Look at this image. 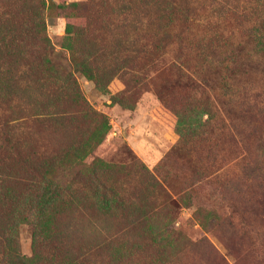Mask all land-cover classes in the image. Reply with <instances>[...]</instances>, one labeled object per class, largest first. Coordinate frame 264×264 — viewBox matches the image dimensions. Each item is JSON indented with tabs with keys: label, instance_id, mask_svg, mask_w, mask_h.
<instances>
[{
	"label": "rangeland",
	"instance_id": "rangeland-1",
	"mask_svg": "<svg viewBox=\"0 0 264 264\" xmlns=\"http://www.w3.org/2000/svg\"><path fill=\"white\" fill-rule=\"evenodd\" d=\"M173 1L43 0L40 10L32 0H0V33L30 34L27 30L33 28L32 18L41 16L42 33L55 51L50 57L52 82L65 83L73 74L80 88L78 94L68 88L62 97L44 96L33 75H20L27 63L36 66L35 58L26 56L22 45L0 46V86L8 88V117L26 118L17 122L19 130L14 133L20 144L11 151L0 149V178L30 179L35 170L43 169L64 187V200L45 208L43 230L50 234L60 212L64 217L58 226L72 222L76 211L71 208L87 207L82 237L66 239L64 233L62 249L54 235L42 244V253L53 261L264 264V64L246 71L247 94L237 96L248 110L242 119L255 123L256 134L242 135L238 147L230 141L228 131L211 134L208 130L199 137L198 130H184L182 135L177 115L157 94L162 91L164 76L160 72L165 60H156L163 54L170 59L169 54L178 48L181 31L180 13L171 10ZM261 1L191 0L194 21L182 35L188 64L204 70L202 55L207 46L242 41L244 28L258 19ZM176 2L183 4V0ZM137 12L145 16L141 27L134 25ZM134 37L140 40L143 53L136 56L127 51L122 56L127 57L129 67L132 64L141 71L137 74L141 80L133 82L131 72H127L124 78L103 85L97 78L103 75L108 79L103 68L112 65L109 56ZM90 51L99 52L88 66L95 79L77 71L73 62L74 58L80 64V57ZM252 95H259L255 102ZM175 102L191 128L208 119L206 101L198 95L190 99L176 96ZM74 106L83 118L76 123L54 114L50 121L32 116L40 110L76 111ZM88 109L92 113L87 114ZM238 150L244 162L233 161ZM154 177L167 182L173 197L179 199L178 208H166L156 200L150 181ZM99 183L124 197L119 208L104 207L94 199ZM79 195L87 198L80 209L76 202ZM153 210L157 214L150 226L169 231L161 249L149 244L141 227L127 229L136 215ZM105 214L112 218L106 219ZM101 227L118 233L117 238L102 242ZM16 234L21 253L31 260L32 226L24 224L16 228Z\"/></svg>",
	"mask_w": 264,
	"mask_h": 264
},
{
	"label": "trees",
	"instance_id": "trees-1",
	"mask_svg": "<svg viewBox=\"0 0 264 264\" xmlns=\"http://www.w3.org/2000/svg\"><path fill=\"white\" fill-rule=\"evenodd\" d=\"M32 2L35 8L42 9L41 3H43V0H32ZM263 5L264 0L259 4L261 11L258 19L244 28V39L242 41L230 45H210L205 48L202 55L205 60V69L202 70L188 64L187 58L183 54L185 38L182 35L194 21L192 17L195 10L194 4L191 0H183V4L174 0L171 4V10H178L180 13L179 28L181 31L178 37V48L172 52L173 56L169 54L170 59H165L166 54H163L156 60V62L165 60L160 72L164 76L162 91H157V94L165 103V106L177 115L182 135H184V130L193 132L198 130L199 137L207 133L208 130L211 134L228 131V134L231 136L230 141L238 147L237 144L241 143L240 137L242 135L247 133L250 135L256 134L257 126L255 123L252 120L244 121L242 119L245 118L243 114L248 112V110L242 106V102L238 101L237 96H245L247 94L245 86L248 82L243 80V75L246 71L249 69L254 70L253 68L264 64ZM131 12L130 10L127 16H130ZM142 14V12L136 13L135 27H141L144 24L145 16H142ZM30 26H33L31 30H27L30 34L25 35L29 37L21 35L20 32L14 33L11 30L3 34L0 33V46L22 45L26 51L25 55L34 57L38 63H36V66L27 63L20 71L21 77L27 74L33 75L36 78L35 82L38 88L42 90L44 96L57 94V96L62 97V92L68 88L73 89L78 94L80 88L73 74H70L67 81L61 84L59 82H52L49 76L51 74L50 57L55 51L50 46V40L42 33L45 26L41 16L35 19L32 18ZM25 38H29L30 40L26 41ZM139 42L140 40L134 37V40L128 45H124L116 54L109 56L113 59V63L108 69L103 68V71L108 75V79L103 75H98L99 79L97 78V80L101 81L103 85H109L110 81L112 82L115 78H124L125 75H128L127 72H131L133 82L141 80L142 76L137 75L141 71L136 70V66H132V64L129 67L127 57L122 56L127 51L136 56L142 54L143 50ZM98 54L99 52L92 53V51L84 54L82 58L80 57V64H76L73 58V62L76 65L75 69L83 72V74L85 73L87 77L95 79L88 66L96 60ZM101 56L107 57L104 52H101ZM155 78L156 76L150 82H153ZM145 79L143 80L145 81ZM7 90L8 88L0 86V149L11 151L14 150L16 145L20 144L19 137L14 135L15 130H19L17 122L26 118L8 117L10 111L5 108L7 105L5 101L8 99ZM182 95L187 96L189 99L198 95L199 98L206 101L208 119L205 122L193 124L194 129L190 127L191 123L183 115L181 106L175 102L176 96ZM258 96H251L253 102L256 101ZM254 107L255 105H253ZM75 109L76 111L67 109L64 111L56 110V113H50V110H40L38 114L32 116L38 120L46 119L50 121V118H53L51 116L54 114L66 117L71 123H76L83 118H81L82 113L77 111L78 108L75 107ZM85 112L88 114L91 110L88 109ZM183 146H185L184 143ZM233 161L237 163L244 162L245 157L239 154L238 150ZM9 179L0 178V198L2 201V207H0V264H61L59 260L53 261L51 258L45 256L41 251V246L45 240H51L53 235L55 240L58 239L57 247L59 249H62V237L64 233L66 234V239L68 236L82 237L85 231L83 217L86 214L87 207L81 210L71 208L76 211L75 217L71 216L72 222L58 226V221L60 222L64 217L62 216L63 211L60 212L55 218V232L52 231L53 234H50V231L46 232L43 230L44 221L47 217L45 208L52 203L64 200L61 192L64 187L60 183H57L55 178H51L50 174L43 169L35 170L30 179H23L17 176L11 178V180ZM150 181L155 189V198L157 201H161L162 206L171 209L179 207V199L173 197L170 186L163 178L154 177L150 178ZM6 182L7 184L9 183L7 191L4 190ZM94 196V199H97L104 207L119 208L124 202V197L119 192L104 183H99ZM78 197L76 202L79 203L78 208L80 209L83 201L87 198L80 195ZM156 214L153 210L136 215L130 220L127 229L132 230L136 226L141 227L142 233L149 244L154 248L161 249L163 239L166 238V231L167 233L169 231L166 228L160 230L150 226ZM97 216L103 218L100 213H97ZM105 217L106 219L112 218L109 214H105ZM24 224L30 225L33 228L34 256L31 260H27L21 253L16 234V228L19 230V227ZM98 233L102 238V242H112L118 235V233H113L102 227ZM69 264H75L74 260Z\"/></svg>",
	"mask_w": 264,
	"mask_h": 264
}]
</instances>
